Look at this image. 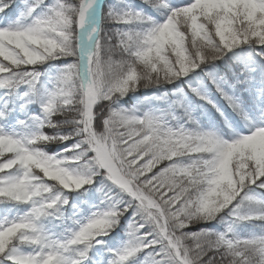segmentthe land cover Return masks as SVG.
Listing matches in <instances>:
<instances>
[{"label":"snow or ice","instance_id":"6c2138e0","mask_svg":"<svg viewBox=\"0 0 264 264\" xmlns=\"http://www.w3.org/2000/svg\"><path fill=\"white\" fill-rule=\"evenodd\" d=\"M0 264H264V0H0Z\"/></svg>","mask_w":264,"mask_h":264},{"label":"trees","instance_id":"16d2710c","mask_svg":"<svg viewBox=\"0 0 264 264\" xmlns=\"http://www.w3.org/2000/svg\"><path fill=\"white\" fill-rule=\"evenodd\" d=\"M133 103L135 102V101H132Z\"/></svg>","mask_w":264,"mask_h":264}]
</instances>
